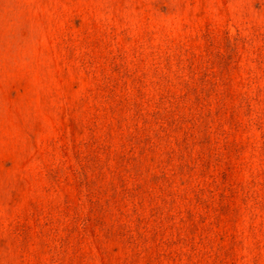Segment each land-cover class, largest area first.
<instances>
[{
    "label": "rangeland",
    "instance_id": "1",
    "mask_svg": "<svg viewBox=\"0 0 264 264\" xmlns=\"http://www.w3.org/2000/svg\"><path fill=\"white\" fill-rule=\"evenodd\" d=\"M0 264H264V0H0Z\"/></svg>",
    "mask_w": 264,
    "mask_h": 264
}]
</instances>
